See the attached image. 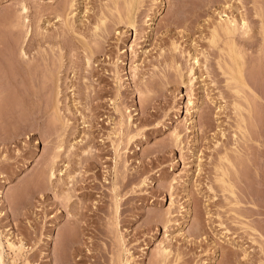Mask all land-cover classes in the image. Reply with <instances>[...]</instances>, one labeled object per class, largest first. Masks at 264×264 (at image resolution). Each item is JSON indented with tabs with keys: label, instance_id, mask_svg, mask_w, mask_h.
<instances>
[{
	"label": "rangeland",
	"instance_id": "rangeland-1",
	"mask_svg": "<svg viewBox=\"0 0 264 264\" xmlns=\"http://www.w3.org/2000/svg\"><path fill=\"white\" fill-rule=\"evenodd\" d=\"M21 1L30 10L27 41ZM72 1L73 9L71 0H0L5 264H264V0H141L137 36L117 19L125 0ZM64 7L74 14L65 17ZM226 15L251 28L235 41L258 98L244 89L240 115L219 69L229 39L213 38ZM103 17L107 31L94 38ZM96 41L89 71L83 44ZM160 245L171 252L166 263Z\"/></svg>",
	"mask_w": 264,
	"mask_h": 264
},
{
	"label": "bare ground",
	"instance_id": "bare-ground-1",
	"mask_svg": "<svg viewBox=\"0 0 264 264\" xmlns=\"http://www.w3.org/2000/svg\"><path fill=\"white\" fill-rule=\"evenodd\" d=\"M118 1V0H117ZM123 1V0H122ZM126 2H124L125 3V5H126V3H127V7H126V10L124 9V15L123 14H120L119 13V18H117V19H119V22L120 23H125V24H127L130 28H132V30H134L135 31V33H136V36H137V34H138V27H137V17H136V11H137V5H138V3H139V1H141V0H129V1H127V0H125ZM73 1L71 0V2H70V4L72 3ZM114 2H116L115 0H114ZM69 4V5H70ZM73 4V3H72ZM70 5L71 6V8L73 9V5ZM140 4V3H139ZM64 5H66V2H65V4ZM121 5H122V3H121ZM19 7H20V10H19V15H18V20L20 21V20H22L23 22H22V29H23V27H25L24 29V32L26 31V33H25V41H27L30 37L32 38L33 36H31L32 34H33V32H32V29L30 28V26L28 25L29 24V21H28V14H29V7L27 6V4L25 3V2H20V4L18 5ZM63 6V5H62ZM69 6V7H70ZM116 6V5H115ZM68 7V8H69ZM119 8H121L120 6H118ZM38 8V7H37ZM68 8L67 7H64L63 9H61V11H62V14H65V17H66V14H67V12L69 11V10H71V9H69L68 10ZM116 8H117V6H116ZM124 8V7H123ZM141 8V7H140ZM59 9V8H58ZM110 10H111V8H109ZM112 10H113V8H112ZM120 10V9H119ZM118 10V11H119ZM122 10V9H121ZM72 11V10H71ZM70 11V13H68L67 14V16L69 17V16H71V15H73L74 14V12H71ZM115 11V10H114ZM139 11V10H138ZM41 12V11H40ZM43 12V11H42ZM107 12V11H106ZM258 12H260V11H258ZM37 13H38V11H37ZM122 13V12H121ZM39 14V13H38ZM43 14V13H42ZM59 15L61 14V13H58ZM62 14L60 15V16H57V17H62ZM118 15V14H117ZM116 15V16H117ZM138 15V14H137ZM260 15V13L258 14V16ZM38 17V16H37ZM65 17H64V19H65ZM67 17V18H68ZM223 17H225V19L223 18ZM261 17V16H260ZM13 18H15V17H13ZM72 18V17H71ZM141 18V17H140ZM10 19V18H9ZM42 19V18H41ZM40 19V20H41ZM63 19V18H62ZM116 19V20H117ZM261 19H262V17H261ZM17 20V22H19ZM39 20V21H40ZM60 20V19H59ZM67 20V19H66ZM66 20H65V22H66ZM106 20H108V19H106V18H102L101 20H100V22L95 26V34H94V38L96 37H100L101 35H100V33L102 32L103 34H104V32L106 33V31H107V29H106V31L104 30V32H103V27L105 26L106 27ZM263 20V19H262ZM62 21V20H61ZM64 21V20H63ZM67 23H68V20H67ZM67 23H65L67 26H69V29L71 30V31H74V27L72 26V25H70V24H67ZM109 23V22H108ZM17 24H19V23H17ZM261 24H263V23H261ZM21 25V24H20ZM15 26V25H14ZM263 26V32H264V24L262 25ZM38 27H39V25H38ZM16 28H18L17 26H16ZM20 28V27H19ZM18 28V29H19ZM37 29H39V28H37ZM250 26H249V22H248V19H241V21H239L237 18H235V17H230V16H221L220 17V20H219V22L217 23V25L215 26V28H214V30H213V38H216L219 34L218 33H220V32H222V34H224L228 39H229V41H228V43H227V49L225 50V51H223L224 52V54L223 55H225L226 56V60L224 59V61H223V63L220 65V67H219V69H221L222 71H223V75H225V77H226V83H227V87H228V89H229V91L231 92V94L232 95H234V97H235V103H234V109H236V110H234V111H236L237 113H238V115H240V113H239V111H241V109L242 108H244V107H242V105L240 104V101L242 100V101H246V98H245V95H243V91H244V89H246V90H249V91H251L252 93H254V97H255V100H256V98H258V94H256V92L255 91H253V89L250 87V85H249V82H248V80H247V76H245V69H247V68H245V56H244V51H242V49L239 47V45H238V43L235 41V37H237L238 36V34H240L241 36H243V37H249V33H250ZM261 29H262V27H261ZM63 30V29H62ZM11 31V30H10ZM16 31V30H15ZM78 32V31H77ZM38 33V32H37ZM74 33V32H73ZM76 33V32H75ZM74 33V34H75ZM101 33V34H102ZM61 34V33H60ZM218 34V35H217ZM34 35H35V33H34ZM237 35V36H236ZM44 36V35H43ZM240 36V37H241ZM264 36V35H263ZM20 37V36H19ZM48 37V36H47ZM77 37V36H76ZM34 38V37H33ZM42 38V37H41ZM54 38V37H53ZM80 38H82V36L80 37ZM137 38V37H136ZM250 38V37H249ZM52 39V38H51ZM240 39V38H239ZM44 40V39H43ZM47 40V39H46ZM50 40V39H49ZM62 40V39H61ZM100 40V39H99ZM19 41V40H18ZM83 41V40H82ZM86 41V40H85ZM92 41H94L93 39H92ZM101 41V40H100ZM40 42V41H39ZM49 42H51V40L49 41ZM52 42H53V40H52ZM54 42H55V40H54ZM56 42H57V40H56ZM60 42V41H59ZM47 43H48V41H47ZM58 43V42H57ZM84 43V42H83ZM88 42H85V44H83L84 45V47H85V60H86V66H87V68H85V69H87V70H91L92 69V66H93V64H92V59H93V57H94V55L96 54V51L97 52H99V51H101V48H100V46H99V48H98V43H97V41L96 42H93V44H94V46H96V47H93L92 45L93 44H90V43H88ZM100 43V42H99ZM50 44V43H49ZM48 44V45H49ZM52 44H54L55 45V43H52ZM61 44V43H60ZM65 44V43H64ZM90 44V45H89ZM15 45V44H14ZM22 45V44H21ZM51 45V44H50ZM57 45V44H56ZM101 45V44H100ZM53 46V45H52ZM69 46V45H68ZM22 47V46H21ZM50 48V47H49ZM60 48H62V47H60ZM77 48V47H76ZM173 48H174V51H179V47L176 45V44H173ZM45 49V48H44ZM59 49V48H58ZM76 50V49H75ZM181 50V49H180ZM21 52V54L22 55H27V54H25L24 53V49L22 48L21 50H20ZM62 51V50H61ZM44 52V51H43ZM64 52V51H63ZM176 52V53H177ZM58 53H60V52H58ZM101 53V52H100ZM98 54V53H97ZM21 55V56H22ZM189 55V54H188ZM60 56V55H59ZM26 57V56H25ZM44 57V56H43ZM167 57V56H166ZM220 57V56H219ZM57 58H59V57H57ZM61 58V57H60ZM62 58H63V55H62ZM43 59V58H42ZM53 60V59H52ZM51 60V61H52ZM119 60V59H118ZM193 60V59H192ZM196 60V59H195ZM44 61H46V60H44ZM189 61V60H188ZM199 61V60H198ZM59 62H61V61H59ZM63 62V61H62ZM196 62V61H195ZM247 63V62H246ZM255 63V62H254ZM54 65H55V63H53ZM62 64V63H61ZM71 64V63H70ZM57 65V64H56ZM176 65H178V64H175V66ZM199 65V64H198ZM53 66V65H52ZM73 66V65H72ZM191 66H193L192 64H191ZM60 67H61V65H60ZM60 67L58 68V69H60ZM195 67V66H194ZM199 67V66H198ZM247 67V66H246ZM252 67V66H251ZM89 68H91V69H89ZM115 68V67H114ZM176 68H177V66H176ZM191 68V67H190ZM189 68V69H190ZM55 69V68H54ZM178 69H180V67H178L177 68V70ZM52 70V69H51ZM47 71H49L48 69H47ZM89 71H87V72H89ZM92 71V70H91ZM138 71H140L139 70V67L138 66H134L133 68H132V72H131V77H132V80L133 79H135V78H137V76H138ZM194 71H195V68H191L190 70H189V72H190V74L192 75V78L194 79L195 77H193V73H194ZM253 71V70H252ZM55 72L56 71H54L53 73L55 74ZM188 72V73H189ZM51 73V72H50ZM53 73L51 74V75H53ZM57 73H59V72H57ZM85 73H86V71H85ZM90 73V72H89ZM114 73V72H113ZM181 74V73H180ZM195 74H196V72H195ZM59 75V74H58ZM58 75H56V77L58 76ZM191 75H189L190 77H191ZM46 76V75H45ZM50 76V75H49ZM55 76V75H54ZM86 76V75H85ZM90 76H91V74H90ZM89 76V77H90ZM87 77V76H86ZM140 77V76H139ZM142 77V76H141ZM182 77V76H181ZM88 78V77H87ZM115 78V77H114ZM46 79V78H45ZM57 79V78H56ZM57 80H59V79H57ZM57 80H56V82H57ZM120 75H119V72L118 71H116V84H117V92H119L118 90H121L120 89V85L121 84H119L120 83ZM128 80H130V78H128ZM53 81H55V78H54V80ZM75 81V80H74ZM149 81H151V80H149ZM52 82V81H51ZM56 82H54V86H55V89L53 88V91H54V93H53V104H52V106H53V109L55 110V112H56V114H55V116H57V120H58V118H59V120H61L63 117L61 116V109H60V106H59V104H60V99H59V96H60V88H59V86H58V84H56ZM83 82V81H82ZM86 82V81H85ZM133 82V81H132ZM145 82H147V81H145ZM145 82H143V83H145ZM152 82V81H151ZM151 82H149L148 83V86H149V84L151 83ZM57 83H59V81L57 82ZM134 83V82H133ZM141 83H142V81H141ZM215 83V82H214ZM92 84V83H91ZM146 84V86H147V83H145ZM145 84H143V85H145ZM152 84H153V82H152ZM190 84V83H189ZM85 85V84H84ZM89 84H87V86H88ZM86 86V85H85ZM93 86V85H92ZM152 86V85H151ZM151 86H150V88H151ZM145 87V86H144ZM68 88V87H67ZM124 88V87H123ZM141 88V87H140ZM149 88V87H148ZM153 88V87H152ZM151 88V89H152ZM144 89V92H146L145 91V89L146 88H143ZM143 89H142V91H143ZM137 90H140L139 88H137ZM150 90V89H149ZM148 90V92H150ZM52 91V92H53ZM141 91V90H140ZM140 91H138L139 92V94H140ZM141 91V92H142ZM143 93V92H142ZM79 94V93H78ZM145 94V93H144ZM148 94V93H147ZM94 95V94H93ZM250 95V94H249ZM141 96H143L142 94H141ZM221 96V95H220ZM229 96V95H228ZM88 97V96H87ZM233 97V96H232ZM92 98V97H91ZM95 98V97H94ZM260 98V97H259ZM87 99V98H86ZM233 99V98H232ZM244 101V102H245ZM247 102H248V100H247ZM246 102V103H247ZM253 102H254V100H253ZM191 103V102H190ZM249 103V102H248ZM192 104V103H191ZM250 104V103H249ZM246 105V104H245ZM248 105V104H247ZM231 106V105H230ZM250 106V105H249ZM257 106V105H256ZM252 107V106H251ZM254 107V106H253ZM116 108V107H115ZM250 108V107H249ZM262 108V107H261ZM247 109H248V107H247ZM253 109V108H252ZM67 110V109H66ZM88 110V109H87ZM233 111V112H234ZM250 111V113H251V109L249 110ZM242 112V111H241ZM68 113H70V111L68 112ZM82 113V112H81ZM189 113V112H188ZM247 113V112H246ZM127 114V113H126ZM234 114V113H233ZM249 115V114H248ZM236 116H237V114H236ZM62 117V118H61ZM238 117V116H237ZM242 117V116H241ZM240 117V119L242 120V118ZM83 119H85V117L83 118ZM239 119V118H238ZM239 119V120H240ZM127 120V119H126ZM134 120V119H133ZM240 120V121H241ZM260 120V119H259ZM86 121V120H85ZM57 122V121H56ZM236 122V121H235ZM242 122V121H241ZM241 122H239L238 123V125H241ZM61 124H62V121L60 122ZM69 122L67 121L66 123H64V124H62L63 126L62 127H65L67 124H68ZM86 123V122H85ZM119 123V122H118ZM121 123H122V120H121ZM120 123V124H121ZM210 124V123H209ZM69 125V124H68ZM122 125V124H121ZM132 125V124H131ZM238 125H236V126H238ZM259 125V124H258ZM130 126V125H129ZM250 126V125H249ZM261 126V125H260ZM240 127V126H239ZM243 127V126H242ZM122 128V127H121ZM203 128V127H202ZM250 128V127H249ZM255 128V127H254ZM239 129V128H238ZM244 130V129H243ZM246 130V129H245ZM244 132V131H243ZM119 133V132H118ZM236 134V133H235ZM120 135V134H119ZM181 135L182 134H180V132L178 133L176 130H174V131H172V139L176 142V143H179L180 142V144H181ZM238 135V134H237ZM242 135V134H241ZM121 136V135H120ZM244 139V138H243ZM83 141V140H82ZM84 143V142H83ZM233 144V143H232ZM87 145H89V144H87ZM179 145V144H178ZM90 148H91V146H90ZM59 149H61V146H59ZM73 149V148H72ZM88 149H89V147H88ZM87 148L83 151V156L81 157V158H85L86 157V155L87 156H89V153H90V155H91V152L93 151H91V150H88ZM248 149V148H247ZM82 150V149H81ZM60 151V150H59ZM58 151V152H59ZM81 154V155H82ZM91 158H92V156H91ZM118 158V157H117ZM225 158V157H224ZM56 160H57V158H55ZM55 159H52L53 161L51 162V166H50V168H49V173H48V175H47V178H48V181H51L52 183H53V180H55L56 179V172L54 171V165H55ZM86 159L88 160L89 159V157H86L85 159H82V160H84L85 162H86ZM226 159V158H225ZM92 160V159H91ZM226 160H228V159H226ZM236 161V160H235ZM49 162V161H48ZM220 162V161H219ZM231 162V161H230ZM50 163V162H49ZM227 164V163H226ZM220 167V166H219ZM216 168V167H215ZM220 169H222V168H219L218 169V171L220 170ZM233 170V169H232ZM229 171V170H228ZM220 172V171H219ZM221 172H222V170H221ZM225 172H227L226 170H225ZM223 173V176H226V173ZM228 173V172H227ZM42 174V173H41ZM45 175V174H44ZM221 175H222V173H221ZM42 176V175H41ZM228 176V175H227ZM44 177V176H43ZM222 177V176H221ZM69 179V178H68ZM70 179L72 180L73 179V177H70ZM69 179V183H70V180ZM75 179V178H74ZM43 180V179H42ZM74 181V180H73ZM73 181H71V182H73ZM37 182V181H36ZM50 182V183H51ZM61 182V181H60ZM219 182L220 183H222L224 186H225V188L226 187H229V188H233V185H232V183H230V182H228L226 179H225V177L223 178H219ZM44 183V182H43ZM38 184V183H37ZM72 186V185H71ZM73 186H74V184H73ZM172 187V186H171ZM70 188V187H69ZM218 188V187H217ZM228 188V189H229ZM227 189V188H226ZM72 190H73V188H72ZM71 192V191H70ZM113 193V192H112ZM232 193H234V192H232ZM65 195V194H64ZM231 195V194H230ZM65 197V196H64ZM67 197L68 198H70V194L69 193H67ZM67 197H65V198H67ZM61 198H63L62 196H61ZM67 198V199H68ZM238 198V197H237ZM64 199V198H63ZM65 200V199H64ZM226 201V200H225ZM227 202V201H226ZM119 204V203H118ZM228 204V203H227ZM67 205V204H66ZM168 213V212H167ZM237 214V213H236ZM247 222V221H246ZM251 228V227H250ZM251 231V230H250ZM73 237V236H72ZM122 240V239H121ZM125 242V241H124ZM12 243V242H11ZM121 244V243H120ZM10 246V245H9ZM16 251V250H15ZM14 251V252H15ZM157 252V251H156ZM157 254H158V256L160 257V260L162 261V262H165V260H167V258H169V256H170V254H171V252H170V250L167 248V247H165V246H162V245H160V247H159V249H158V252H157ZM129 256V255H128ZM157 256V257H158ZM159 259V258H158ZM159 260V261H160ZM127 263L126 264H129V261H126ZM167 262V261H166ZM165 262V263H166ZM0 264H5V245H4V242H3V238H2V233H1V230H0ZM125 264V263H124ZM159 264V263H158Z\"/></svg>",
	"mask_w": 264,
	"mask_h": 264
}]
</instances>
